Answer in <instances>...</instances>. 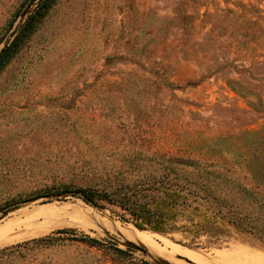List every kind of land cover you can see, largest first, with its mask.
<instances>
[{
    "label": "rangeland",
    "instance_id": "1",
    "mask_svg": "<svg viewBox=\"0 0 264 264\" xmlns=\"http://www.w3.org/2000/svg\"><path fill=\"white\" fill-rule=\"evenodd\" d=\"M39 1L0 0V51ZM47 1L0 69V264H157L148 239L264 264V0ZM162 174L189 178L178 224L208 231L139 229L79 191Z\"/></svg>",
    "mask_w": 264,
    "mask_h": 264
},
{
    "label": "trees",
    "instance_id": "2",
    "mask_svg": "<svg viewBox=\"0 0 264 264\" xmlns=\"http://www.w3.org/2000/svg\"><path fill=\"white\" fill-rule=\"evenodd\" d=\"M49 4L47 0H40L34 11L29 14L20 26L15 38L0 56V69L10 55L17 50L20 40L35 30ZM179 160L184 161L183 158ZM187 181L189 178L186 182H182L179 176L170 177L169 174H162L141 179L133 184H119L112 188L104 187L101 189L79 188V191L87 202L95 206L117 208L121 218L133 222L139 229H152L164 233L175 230L187 231L188 233L208 231L207 227L211 228L212 226H204L196 221L193 215L186 218V223L178 224L184 215L181 214L180 206L186 203L188 195L192 193L187 186ZM202 197L205 199L208 197L207 200L217 204L223 202L219 196L212 194V192ZM224 216L238 227L246 228L240 220H237L236 214H224ZM84 240L98 242L94 238L85 237ZM117 250L124 251L119 248Z\"/></svg>",
    "mask_w": 264,
    "mask_h": 264
},
{
    "label": "bare ground",
    "instance_id": "3",
    "mask_svg": "<svg viewBox=\"0 0 264 264\" xmlns=\"http://www.w3.org/2000/svg\"><path fill=\"white\" fill-rule=\"evenodd\" d=\"M52 206V205H51ZM66 213V212H65ZM64 215V214H63ZM38 222V221H37ZM20 224V223H19ZM84 224V223H83ZM20 237V236H19ZM149 240V241H148ZM147 241L149 242V244L151 245V249L153 250L152 252H154L155 254H156V256L154 255V253L152 254V252H151V254H152V257H155V258H162V257H164V258H166V259H168L169 261L171 260V262L172 261H176V262H173V263H175V264H179V263H182L180 260H178V259H176V258H174V256H173V253L172 252H170V251H166V250H164V249H162V248H159L158 246H156L155 244H152V243H150V242H152V240L151 239H148ZM3 241V240H2ZM5 241V240H4ZM3 243V242H2ZM150 248H148L149 250H150ZM240 249V248H239ZM249 251V249H245V252H248ZM252 252V251H251ZM252 253H255V252H252ZM162 256V257H161ZM163 258V259H164Z\"/></svg>",
    "mask_w": 264,
    "mask_h": 264
},
{
    "label": "water",
    "instance_id": "4",
    "mask_svg": "<svg viewBox=\"0 0 264 264\" xmlns=\"http://www.w3.org/2000/svg\"><path fill=\"white\" fill-rule=\"evenodd\" d=\"M8 45H9V44L5 45V46L1 49V51H0V56L2 55L4 49H5ZM128 244H129V245H133V246H135V247H138V246H136V245H134V244H132V243H130V242H128ZM142 245H143V244H142ZM155 261H156L157 264H175V263H173V262H171V261H169V260L163 259V258L155 259Z\"/></svg>",
    "mask_w": 264,
    "mask_h": 264
}]
</instances>
